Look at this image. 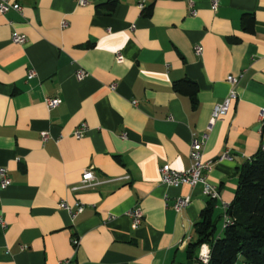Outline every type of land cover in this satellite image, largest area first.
<instances>
[{
  "label": "crops",
  "instance_id": "0c3cea01",
  "mask_svg": "<svg viewBox=\"0 0 264 264\" xmlns=\"http://www.w3.org/2000/svg\"><path fill=\"white\" fill-rule=\"evenodd\" d=\"M80 1L8 0L21 11L0 13V168L9 178L0 264H184L209 200L199 187L163 185L158 170L187 169L191 140L207 134L203 161L222 231L221 202L231 203L238 169L264 144V0H219L216 11L210 0H114L111 11L110 0ZM243 14L253 16L250 32ZM228 76L239 77L237 100L207 132ZM181 80L196 84L195 105L173 90ZM54 98L60 104L47 109ZM86 169L94 185L74 190ZM62 202L83 209L71 217ZM135 206L136 229L127 215Z\"/></svg>",
  "mask_w": 264,
  "mask_h": 264
},
{
  "label": "trees",
  "instance_id": "16d2710c",
  "mask_svg": "<svg viewBox=\"0 0 264 264\" xmlns=\"http://www.w3.org/2000/svg\"><path fill=\"white\" fill-rule=\"evenodd\" d=\"M106 6L111 11L115 1H108ZM253 21L251 14H243L242 30L250 32ZM173 90L178 94L188 95L192 105H195V83L181 80L173 84ZM237 179L233 199L225 212L227 220L222 231L218 230L214 218L215 204L209 200L199 214V221L194 225L195 239L186 246L184 264H202L198 259L201 245H207L209 248L206 264H236L239 257L245 264H264L263 151L259 149L238 169Z\"/></svg>",
  "mask_w": 264,
  "mask_h": 264
},
{
  "label": "built area",
  "instance_id": "2783aa9c",
  "mask_svg": "<svg viewBox=\"0 0 264 264\" xmlns=\"http://www.w3.org/2000/svg\"><path fill=\"white\" fill-rule=\"evenodd\" d=\"M219 0H210V9L212 11H216L218 8ZM81 5L85 4L84 0L80 1ZM9 9H13L15 11H21V7L18 4H9L8 0H0V13L3 14ZM66 26V23H62V27ZM11 41L15 44L22 45L25 43V37L23 35L14 34L11 37ZM202 47H195V53L197 55H201ZM117 61L122 60V56L120 54L116 55ZM86 73L79 69L76 72V79L77 81H81L85 77ZM33 76V71H30L28 77L31 78ZM239 77L228 76L226 77V83L229 85V91L224 100L216 104L211 112L210 119L208 122V126L206 128L207 132L211 131L213 125L224 116L227 115L231 104L237 100V93H236V85L238 83ZM113 88V86H111ZM60 99H46L45 106L47 109H54L60 104ZM135 104V101L133 102ZM259 120L264 122V109L260 111ZM86 131V125H80L75 131L72 133V137L75 139H81ZM48 134L43 132L41 134V141L45 142L48 139ZM207 139V134L202 136V139H192L190 143V151H189V160L190 165L187 169L179 171L171 168L169 165H163L159 168V179L163 185L170 186V187H180V186H187L189 188H196L199 187L201 194L205 196L210 201H217L221 200L220 195L218 192L217 186L212 184L209 181V172L211 170V162L203 161V145L205 140ZM260 150L264 152V144L260 146ZM230 159L228 154H224L219 158V161ZM124 179H127L125 177ZM94 176L91 169H86L83 171L81 175V181L79 186L75 187L74 190L87 188L93 184ZM9 184V178L7 174V170L5 168H0V188L5 189ZM190 204V197H180L177 198L173 204V211L175 213H180ZM222 209H223V226L225 221L227 220L226 217V210L229 204L225 202H221ZM60 207L67 211L71 217H74L76 214L80 213L83 209L81 204H76L75 207H70L65 203H60ZM128 217L131 219L132 227L134 229L138 228L141 225V221L143 219V212L140 207L135 206L132 208L128 213ZM5 222L0 217V227L5 228ZM189 240V239H188ZM72 245L74 248L78 245V240L73 239ZM209 257V248L207 245H201L198 250V259L202 264H206L208 262ZM59 264H73L70 258L64 259L60 261Z\"/></svg>",
  "mask_w": 264,
  "mask_h": 264
},
{
  "label": "rangeland",
  "instance_id": "374dc122",
  "mask_svg": "<svg viewBox=\"0 0 264 264\" xmlns=\"http://www.w3.org/2000/svg\"><path fill=\"white\" fill-rule=\"evenodd\" d=\"M218 222H219V225L223 222V218L222 217H220L219 219H218Z\"/></svg>",
  "mask_w": 264,
  "mask_h": 264
}]
</instances>
